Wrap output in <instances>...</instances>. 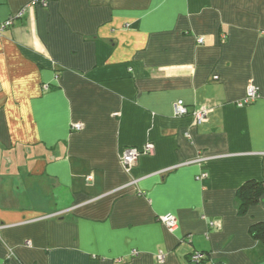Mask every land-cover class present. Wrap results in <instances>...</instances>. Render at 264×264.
I'll return each instance as SVG.
<instances>
[{
	"label": "crops",
	"instance_id": "1",
	"mask_svg": "<svg viewBox=\"0 0 264 264\" xmlns=\"http://www.w3.org/2000/svg\"><path fill=\"white\" fill-rule=\"evenodd\" d=\"M31 1L0 0V20ZM248 180L264 181V0H48L0 34V264H264V192L237 209Z\"/></svg>",
	"mask_w": 264,
	"mask_h": 264
},
{
	"label": "built area",
	"instance_id": "2",
	"mask_svg": "<svg viewBox=\"0 0 264 264\" xmlns=\"http://www.w3.org/2000/svg\"><path fill=\"white\" fill-rule=\"evenodd\" d=\"M47 3H48V0H32L31 2L26 4L21 10H19L16 14L11 15L4 20H0V34L4 30L10 28L14 24V21L16 19L21 18L23 14L26 12V10L30 9L32 6H35V5L46 6ZM197 41L198 43H202L203 39L201 37H198ZM214 78H217V76H214ZM258 96L259 94H258L257 87L253 84H249L247 85L244 97L241 100L237 101L236 105L238 107L248 105L254 102ZM173 109H174L175 115L177 116H184L187 114H191L194 119V124H200L202 122H205L207 120V115L210 111V109L206 107H196L195 109L189 111L187 106L183 103L182 100H177L174 103ZM73 129L80 130L81 124H74L72 126V130ZM186 135L188 134L186 133ZM152 152H153V145L151 143H146L141 148L127 147L125 148V150L122 152L120 156V164L123 170L126 173H129L131 169L134 167V165L136 164L139 157L152 154ZM202 160L203 158H197L193 161L196 163H200ZM206 177H207L206 172H202L198 176H196V179L201 180ZM159 220L170 231H173L177 227V219L174 215L170 213L160 216ZM133 254L135 255L136 252H132V255ZM156 257H157L158 262L162 263L164 261V255L161 252H159V254ZM203 257H204L203 253L195 252L191 256V259L193 262H198ZM117 261H120V259H117Z\"/></svg>",
	"mask_w": 264,
	"mask_h": 264
},
{
	"label": "trees",
	"instance_id": "3",
	"mask_svg": "<svg viewBox=\"0 0 264 264\" xmlns=\"http://www.w3.org/2000/svg\"><path fill=\"white\" fill-rule=\"evenodd\" d=\"M264 192V181L248 180L243 183L236 191V202L238 212L244 213L246 209L256 204L260 196ZM251 237L257 242L259 256L264 258V221L257 222L250 226L249 228ZM204 254V257L198 261L193 262L191 256L195 253L192 252L188 257V262L190 264H204L206 262H211L208 253L205 251H196ZM215 263V262H213Z\"/></svg>",
	"mask_w": 264,
	"mask_h": 264
}]
</instances>
